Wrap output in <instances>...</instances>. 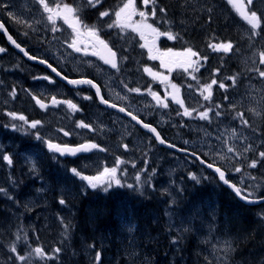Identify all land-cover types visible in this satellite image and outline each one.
Here are the masks:
<instances>
[{"label":"trees","instance_id":"obj_1","mask_svg":"<svg viewBox=\"0 0 264 264\" xmlns=\"http://www.w3.org/2000/svg\"><path fill=\"white\" fill-rule=\"evenodd\" d=\"M125 1L126 0H102L99 6L94 7L88 11L84 10V12L80 13L78 17L82 18L87 16L88 19H91V17H96L95 15L99 16V14L102 12L114 11L119 7L120 3ZM155 4L167 5L165 7V10L171 14V18H174L177 15V12H179V6H181L183 2H181V0H155ZM193 10L194 9H192L191 11ZM184 11L185 10L183 9L182 13H184ZM192 13H194V11ZM196 14H198V12ZM212 15L213 14H211L209 18L206 17V19H203L198 15L195 16L191 15L190 12L189 19L188 20L185 19L187 26L185 25L184 26L185 28L188 29H185L183 36L185 39L187 36L189 42L188 45L190 46V48L194 49V51L196 50L200 52L201 55L203 54V52L210 54V49H208L209 44L212 45V44H221V43H231L233 45L232 49L230 50L231 53L221 55L222 57L221 77H222V81L226 83L228 82L230 76H235L237 78V76L239 75L238 70L236 68L237 63L235 62L236 61L235 56L239 58L246 52L244 49H246V44L249 41H243L241 39L239 30L237 28L234 29L235 27H237L236 25H234L232 28L230 27V25L228 26L223 21V19L215 17V14L213 15L214 17ZM160 16L163 15L161 14ZM178 19L181 22L184 21L182 16H179ZM162 24H163L162 21H160L159 25L162 26ZM202 30L203 31L206 30L207 35H204ZM172 45L176 47V44H172ZM211 57L215 58L216 56L213 54L211 55ZM141 60H142L141 62L142 66L147 64L144 61L143 57ZM216 66L217 63L213 62V67L216 68ZM40 71L45 73L46 70L41 68ZM213 77H218V76L214 75ZM220 103H221V97L216 93L212 101L207 103L205 106H201L199 108V111L201 112V110L203 109L206 110L212 109V111L215 110V112L219 111L225 118L229 120L234 121L237 118L239 119L240 123H242L243 118H241L237 114L233 115L228 113ZM217 105L219 106L218 108L216 107ZM249 122L253 123L254 124L253 129H255L261 137H264V119L259 122H252V121ZM33 133L34 132L31 130L25 131V135H27V137H29ZM167 134L169 138H172V135H174L171 134V132ZM163 137L166 139L165 136ZM9 141L13 142L17 146L16 142L12 140ZM161 152L163 153V150H161L159 145L153 140L150 142L148 148H146L141 154H136L137 159L135 162H132L131 159L127 158L126 156V158H124V162L121 165V168L119 169V172H123V170H125L126 174L120 173L122 180L119 188L112 189L106 192V206L104 205H100L98 207L90 206L92 202L99 204V202L103 200V197L101 196L96 198L89 197L88 199H86V201L81 202L82 203L81 206L83 205L84 207L89 206V208L91 209L89 211L93 210V211H97L98 213L100 212V214H97L98 218L96 217L95 214H94L95 216L94 218L88 216L87 215L88 212L85 209L84 212L81 211V209L79 208L81 206L78 204L76 200V198L78 197L77 196L78 194H76L77 191H75L74 195L72 196L71 185L67 184L65 185V189L59 190L60 192H62V194H68L64 197L69 201L70 207L71 208L73 207L72 210H76L75 220L74 223H72V230L76 229L75 230L76 232H79V234H83L82 240L91 241L90 242L91 244L89 245V242L88 244L86 242L83 243L82 240L78 237V241L80 239V243L76 246L73 243V241L76 242V238L74 237L75 236L77 237L76 235L77 233L73 232L72 235L75 236L74 237L72 236V240H71L72 242L69 243V246L67 244L65 247H63V244H61L58 247L59 252H57L56 250L50 251L44 247V250L42 251L43 255L38 254L39 255L38 259L40 263L37 262L36 263L37 264H87V263L88 264H200L201 251L206 249L205 242L201 241L202 231L201 232L199 231V226H200L202 228H209V227L213 228L214 232L212 233V236L219 235L221 239L230 240L233 245V249L235 250L236 257L239 259L241 264H264V215L260 211L262 207L260 205L257 206L248 205L236 199L231 191L217 185L218 183L217 179H213V180L210 179V176L212 174L209 171L207 172L208 176H205L199 183H197L195 180H193L190 177L191 176L190 170L181 171V173L179 174L181 178H183L182 181L184 182V186H185L184 189L185 197L183 199V202L186 201L183 206V210H181V212L183 216L195 219L194 220L195 226L193 228L192 234L189 235L185 234L181 236L184 237L188 242H186V240L184 241L179 240V242L177 243L178 250H175L174 246L170 245L169 240L166 238L168 231H166L165 228L164 230H162V228L164 227L163 225L164 223L163 220H161L162 219V215H160L161 210H159L161 209V203L166 202L165 194L160 193V191L158 190V181L161 179L162 175L161 173L157 175L153 173L152 170V167L156 166V160L154 157L151 158V156H154L156 154L161 155L162 154ZM253 159L258 160L259 162L263 161V159L259 157ZM192 164L195 169L198 168L196 162H192ZM247 164L244 167L245 171L247 170L249 171V166ZM46 165L52 171H55L57 169V167L54 165L53 162L47 161ZM16 167L17 166L14 167L13 172H8V175L13 176L12 178L6 177V180H8L9 183L0 184L1 188H5L6 190L5 192L0 191V246L4 247V245L7 242L13 241L15 245H19V251H22L30 247H33L31 237H28L27 235L30 230V225H33V223L37 219V216L34 212L33 213L28 212V214H26L24 217V220H28L30 222L28 225H12L11 223V221H13V216L9 215V213L7 212V210L11 211V209L9 207L7 208V206L3 203V199L7 198L8 191H13V189L18 190L14 182L19 181L22 177L20 174H18L17 171H15ZM1 173L2 171L0 170V180L4 177L1 175ZM137 177H139V180H137ZM10 178L11 180L9 181ZM78 184L81 186V182H79ZM128 185H132L133 187L129 188ZM20 189L23 190V195L27 194L28 189L25 188H20ZM54 192H58V191L51 190L49 192H46L45 196L48 197V201L43 202V205L45 206L47 205V209L50 210H53L52 208L57 206V199L55 198L54 195H51V193ZM17 193L18 191H15V194ZM89 196H94V195L89 194ZM17 199L10 200V204L15 208L22 209L23 207L19 203L18 201L19 199L18 200ZM87 200H89V203ZM31 202H32V198H30L28 202L24 203V205L28 208L31 205ZM197 202L201 204L197 206V209L193 210V206ZM48 204H50L49 207ZM112 211L114 212V214L112 213ZM102 212H104L103 213L104 215H102L103 217L101 216ZM46 213L47 212H44L41 215L42 218L44 219L42 224L46 223L45 215L51 216L52 218L56 217V214L53 213L52 211H50L47 214ZM153 213H156V216L152 217ZM158 216H159V220L157 221L156 224H158V222L160 221L159 225L156 224L153 225L152 224L154 222L153 218L155 217L158 218ZM208 216H210V218L213 219L206 218ZM99 217L101 218L99 219ZM67 218L69 219V222H71L72 214H67ZM147 218L148 219L150 218L149 219L150 222L148 221ZM112 219L113 220L115 219V222L112 221ZM215 219H217V224L219 226L217 232H215L216 227L214 228V225L216 226V224L214 223ZM193 223L194 222H192L191 224ZM87 225H90L91 227L90 228L86 227ZM13 230L19 232H22L24 230L23 232L24 236L21 237L16 235L12 236ZM116 230L120 233H118ZM114 234H116V236H114ZM108 235H111L112 237ZM45 237L48 240L51 239V236L48 235L47 233H45ZM43 242L46 241L43 240L42 243ZM153 243H156L154 244L155 246L153 245ZM102 244H104L105 246L104 248H101ZM130 245H132V247ZM71 246H73L74 248H71ZM92 246L93 247L96 246L100 250H98L95 253L96 255H94L93 257L94 259L93 258L88 260H86L87 258L84 259L82 257L83 253L93 248ZM40 247L43 246L40 245ZM150 247L151 248L153 247L154 249L153 248L151 249ZM139 252L142 253L140 254ZM97 253H99V257H100L99 261H97L96 259ZM18 263L20 264V261H17V259L13 260L12 262V264H18Z\"/></svg>","mask_w":264,"mask_h":264},{"label":"rangeland","instance_id":"obj_2","mask_svg":"<svg viewBox=\"0 0 264 264\" xmlns=\"http://www.w3.org/2000/svg\"><path fill=\"white\" fill-rule=\"evenodd\" d=\"M46 1L49 2L45 3L44 1V4H46L49 8L53 9V12L45 11L44 4H41L40 0H4V2L8 4V7L5 8V11L7 12L11 20H14V22L18 26H22L25 30H27V32H32L35 36H41L43 32L44 33L47 32L44 37H49V40H51L49 41V43L51 42V47H50V51H45V52L49 58L57 60L60 65L63 66L72 65L76 69L80 70L82 67L81 64L84 63L81 62L78 58H76L75 55L69 51V48H67L68 42H72L74 40L72 39V37L70 38V30H72L70 24L72 23L77 24V22L74 20V13H73L74 8L68 5L73 9V12L65 13V15L68 16L69 23L65 22L63 16H58L55 17V24L53 25V23L48 20V16L52 15V13H55L58 10H62L63 5L67 4L66 3L67 1L66 0H46ZM70 1L71 0H69V2ZM80 1L81 0H77L75 4H79ZM85 1H88L89 3H96L98 0H85ZM50 2H53L55 4H62V5L60 6V9H57L56 6L55 7L50 6L51 4ZM127 2L128 0L126 2L120 3L119 7H122ZM254 2L257 1L252 0V4L255 6V9L257 10L255 12L259 17L260 14L264 13V4H262V7H260L258 3L254 4ZM134 4L137 14L140 12L143 6H145L144 0H134ZM211 9L213 10V12L216 11L215 14L217 16L220 15L219 17L223 18L224 22L229 18H232L234 21H236L229 8L223 7V5L221 4H211ZM142 11L146 13V9ZM9 12H11L12 15H9ZM136 15L132 16V22L139 23L140 21L135 20ZM114 19L116 20L115 16ZM138 19L141 18L138 17ZM54 27L57 29L55 32L53 31ZM44 29H47V31H44ZM125 29L132 31L131 27ZM243 29H245V27H243ZM121 30L124 31V29ZM142 30L145 31L146 34H148L147 42L153 51L151 56L157 57V60L160 61L159 64L160 67H162V69H166L169 72L175 70L185 71L184 68L179 67L178 65L181 63H185V64L187 63L188 56L184 55L186 52L184 51L175 52L173 50L166 51L160 47L159 39L157 37H153L148 32L147 29H142ZM246 32L249 33V30L246 29ZM115 38L119 39L120 38L119 34H116ZM65 39H66V43H64ZM138 39L140 40L139 42L141 44L145 43V40H141L140 36H138ZM123 40H124V44H128V41L130 42V37L123 36ZM138 44H139L138 42L132 43V45L134 46L133 49H135V46ZM164 53H167V55H162ZM262 53L263 52L260 50L255 51L253 54H251V56L247 57L244 62L246 68H252L253 70L258 71L259 74L246 76L241 91L236 95H231V97L228 98L227 105L223 106V108L226 109L227 112L230 114H232L231 112L232 108L241 110L240 114L243 113V119L247 120V122H248V118L246 117V115H248L251 118V120H253L254 114L255 115L261 114L260 110H262L263 108L262 105L264 100V77L260 76V72H264L262 67L264 66V64L261 63L262 64L261 66L258 65V61H261ZM194 58L195 57H191L192 60H195ZM161 61L164 62L163 65L161 64ZM87 64L91 66V62ZM148 69H150L152 73H156L157 75L154 77L149 72H146L144 70L146 76L150 77L154 82L157 83L161 82V84H164L161 93H157V94L163 96V98L165 99V103L168 104V106L171 105V107L175 108V113L173 114H166V111H162V110L157 111L158 122H160L162 125H166V124H170V126L173 125L171 126V128L179 129L180 127L181 128L180 130H185L189 132V137L188 136L185 138L183 137V139L179 138L176 142L183 145L186 148L198 151L200 154L205 156L210 161L218 163L224 166L226 169L231 170L234 176H237V179L235 180L238 183H241L242 186L247 187L248 192L252 193L253 191H259L261 188H264V182L259 180L257 177L239 175V173L243 172V168H242L243 163H247L246 161H248V163L250 164L252 163V161L250 160L251 154H260L261 152H264V140L260 139L257 135L253 134V131L247 130L245 127L241 126L240 121L237 118L234 120V122H231L227 118H222L221 116L217 117L215 113L210 114L209 112V118L207 120L200 119L198 115L200 113L199 102L201 97L204 98V96L207 95V92L204 91L205 85H202L200 89L197 90L196 92L187 91L186 93H183L179 91L178 99L183 101L184 108H187L189 109V111L192 112V116L190 117L184 116L183 115L184 109L181 108L180 105L175 102V100H173V95H176V93L174 92L171 85L175 84L177 87L178 85L174 82L173 83L171 82L170 74H167V71L158 72L157 70L151 67ZM104 71H106V76L103 74ZM97 74L101 79V81L106 85V91L112 98L118 100L121 104L131 109L137 115H142L147 118L151 116V111L154 108V103L151 98L138 99L137 95L135 94L137 92H133L134 97L128 95L127 91L125 90V87L121 85L119 82H117V78L115 77L116 75H114L107 68L106 70L104 68L99 69L97 71ZM29 94L31 96L32 92L30 91ZM0 96H2L1 93ZM2 101L3 99L2 97H0V104L2 103ZM68 101L72 102L70 98H68ZM53 106H58V105H53ZM57 109L58 107L56 108V110L51 112L53 116V120L58 125H60V127L63 128V130H66L62 126V123H64L68 119L66 117H63L64 115L62 112L58 113ZM62 109L67 112L71 110L67 107V104L64 105ZM205 110L206 109H203L201 110V112ZM258 117H260V115ZM110 118L113 121V123H111L106 116V134L114 133V136H116L117 145H112V146H116L113 148L114 150L120 151L121 155L124 156L126 153H128L131 150V148L135 149L136 147L142 145L143 140L140 139L137 133L135 134L134 137L133 132L135 128L131 122L127 121L126 119L120 116L113 114L110 115ZM206 121H211V123H206ZM248 125L249 124L247 123V126ZM100 126L102 128H105V125L103 123L100 124ZM46 136L48 138L50 137L58 138L59 134L49 132L46 134ZM129 138H133L135 142L132 144ZM125 145H127L126 149L124 147ZM106 146L109 147L111 146V144L108 143L106 144ZM229 148H232L233 151L229 152L228 151ZM172 156H173V158H171L172 162L170 165L167 166L164 158H161L162 161L158 160V163L161 164V166L164 165L162 166L163 167L162 169L163 172L167 174L166 181L168 182L166 184H168V190H172V188L174 187V185H176V183L181 182L180 181L181 177L178 175V170L188 165L184 159H181L176 155H172ZM27 160H29V158ZM120 161L121 159L118 158L117 154H115L114 160L109 163L110 165H106L105 169H108L109 171L105 173V169L103 171H100L98 168L97 170L100 172L95 177L98 176L101 177V179L104 182L111 180L110 170L115 168L117 172V168L120 165ZM32 164L35 165L34 163L31 162V166ZM85 166L87 167V169H90L92 167V164L86 162ZM165 167H167L168 169ZM236 168H240L241 171L236 172L235 171ZM252 169L253 172H256L257 170L256 167ZM168 171L170 172L172 171V172L170 173ZM21 177L22 178L20 180L24 179L26 182H29L32 179V177H30L29 175H23ZM93 182H97V181L93 180ZM21 184L23 185V183ZM65 185H67V182L65 181L61 182L59 189L62 190L65 189ZM27 188L29 191H27V194L20 197V204L22 205L23 208H27L24 205V203L28 202L30 198L33 197L31 205L28 208L38 209V212L35 213L37 219L33 223V225H30V230H34L38 228L40 222L44 221L41 215L44 212L49 213L52 210L47 209V205L46 206L43 205V202L48 201V197L43 196L42 199L39 200L40 202L33 201L36 200L35 196L40 197V192H37L34 195H32V197H30L28 194L30 195L32 194L30 192L32 190V186L28 185ZM52 189H54V187L52 186L51 182H48V186L44 189V191L49 192ZM255 193L257 194V192ZM51 195L53 194L51 193ZM171 198L175 199L176 194L171 193ZM200 204L201 203L197 202L193 206V210L197 209V206ZM49 206L50 204H48V207ZM154 214L156 215V213H153L152 216H155ZM12 216L14 218V214ZM19 216L20 215L17 214L15 218L17 219ZM75 216H76V210L72 212L71 223H74ZM167 218L169 224L173 227V229L176 232L181 233V236L185 234L189 235L193 233V228L195 226V221H194L195 219L184 216V220L187 223V227H185L183 225L182 219L175 211L173 212L169 211ZM206 218L211 219L210 216ZM16 219L13 220L14 224H17ZM67 220L69 219L67 218ZM13 221H11L12 224ZM192 222L194 223L191 224ZM29 223L30 222L28 221L26 225H28ZM86 227L90 228L91 226L87 225ZM164 228L165 227H163L162 230H164ZM165 229L167 231V228ZM199 231L200 232L202 231L201 241L205 242V247H206V249L203 250L201 256L205 259L207 263H203V264H228L227 263L228 255L230 252L234 255V257H236L235 250L233 249L230 240L224 239L222 241L220 240L214 241V239L211 237L212 239L207 242V238L211 236L212 233L214 232L213 228L211 227L202 228L199 226ZM79 235L83 236V234H79ZM31 239L34 241L35 244L42 243L43 241V239L40 237L37 238L31 237ZM13 244L14 243H11L8 249L7 248L4 249L3 247L0 246V250L1 249L5 250V252H7V254L11 256L12 251L10 249L13 246ZM104 247H105L104 244H102L101 248ZM0 263L7 264V259L3 256L1 252H0ZM233 264H239V262H233Z\"/></svg>","mask_w":264,"mask_h":264},{"label":"snow or ice","instance_id":"obj_3","mask_svg":"<svg viewBox=\"0 0 264 264\" xmlns=\"http://www.w3.org/2000/svg\"><path fill=\"white\" fill-rule=\"evenodd\" d=\"M230 3L233 2V0H229ZM40 3L41 4H44V0H40ZM149 3V0H144V4L147 5ZM153 3H154V0H153ZM248 4L251 5L252 4V0H248ZM8 7V4L4 2V0H0V10H3L5 8ZM44 8H45V11H48V12H53V9L49 8L46 4H44ZM57 9H60V6L57 5ZM160 11L163 13L165 10L164 9H160ZM237 11L240 12V14L243 16V18L245 20H247L249 22V24H251L252 28L253 29H256L258 28L260 25H259V17L257 16V13L255 11H248L244 8V5H243V0H240V7L237 9ZM73 12V9L71 7H69L67 4L63 5V9L62 10H58L54 13V15H49L48 16V20L51 21L53 23V25L55 24V17H58V16H63V19L65 20L66 23H69L68 21V16L65 15V13H71ZM137 14V11H136V8H135V4H134V0H128L127 3H125L123 5L122 8L119 9V11H116L115 12V17H116V20L113 22V24H110L109 27H118V28H121V29H125V28H129L131 27L133 31H136L138 32L139 36H140V39L141 40H145V43L141 44L140 46L142 48H148V51L149 53L152 52V48L149 46L147 40H146V34H145V31H143L142 29H147L148 32L153 36V37H159L161 35H167L168 39H174L175 37L169 32V33H161L160 31H158L157 28H154L152 26V24H148L146 23V19H147V16H146V13L141 11L138 13V15L141 17V21L139 23L137 22H132V16L133 15H136ZM9 15H12L11 12H9ZM101 17H104V16H108L109 13L108 12H102L101 14ZM152 15L155 16L156 15V12H155V8H153V11H152ZM70 27L73 28L74 31H76V24L72 23L70 24ZM4 28V25L3 24H0V29H3ZM57 29L54 27L53 28V31L55 32ZM89 34L91 36H95L96 37V40L98 41V43L100 45H103L104 48H107V44H105V42L103 40H100L98 36H96V33L95 31L89 29ZM9 39H11V37H9ZM13 43H15V41H13ZM18 48L20 47L18 44L16 45ZM70 48L74 49V51L76 52H80L81 51V48L77 47V41L76 40H73L71 44L68 45ZM214 48V50L216 51H223L225 53H227L229 50L232 49L233 45L231 43H221V44H216V45H213L211 46ZM5 50L3 48H0V53L4 52ZM21 51H24L23 49H21ZM108 51L110 52L111 54V57L112 59H104V62L106 64H110L111 65V68L115 69L117 68V64L115 62V56H116V53L115 52H111V49H108ZM171 51V50H169ZM96 53H93V55H95ZM25 55H27V53H25ZM162 55H167V53H164ZM184 55H187L188 56V61L187 63H181L179 64L178 66L179 67H182L184 68L185 71H188L189 68H193L194 70H198V68L196 67V65L199 63L198 60H192L191 57H196L198 54L194 51H192L191 48L187 49L186 50V53ZM151 59H157L156 56H151L150 57ZM29 59H35V57H29ZM103 59V57H102ZM206 59V58H205ZM41 63H46V61L44 60H41L40 61ZM262 64H264V53L261 54V61H260ZM163 61H161V64L163 65ZM49 67H51V65H48ZM54 72L56 71L55 68L52 69ZM145 71L146 72H149L151 75H153L154 77L157 75L156 73H152L150 69L148 68H145ZM57 75H59V73H57ZM260 76L264 77V72H260ZM44 79H49L48 77H44ZM166 79V78H165ZM192 79H195V77L193 76ZM49 82L51 83L52 81L49 80ZM69 83L71 84H78V83H87V84H90L92 85V87H95L96 88V92H97V95L99 96V93H100V89L92 83V81L90 80H81V81H76V80H69L68 81ZM217 83V81L215 79L212 80L211 84H207L204 86V91L207 92V95L204 96V100H209L212 96V86L215 85ZM126 86V85H125ZM171 87L173 88L174 92L176 93V95H173V100H175L176 103H178L180 105L181 108L184 109L183 111V115L184 116H192V112L189 111V109L187 108H184V104H183V101L178 99V93H179V88L173 84L171 85ZM189 87H191V85H189ZM220 88H224L225 85L223 83H220L219 85ZM129 91H132V92H137L139 93L140 89L139 88H135V89H129ZM153 98L157 100V103H160L162 104L163 107H167L168 105L166 103H163L159 97L157 96L156 93H151ZM16 95L15 93V90L12 91V96L14 97ZM34 99H36L34 97ZM85 99H90V97H85ZM100 100H101V103L103 104H106V105H109V102L107 100H104L103 97H100ZM36 103L40 106V108H46V105L44 103H42L39 99H36ZM51 103L52 105H58L60 103H66L67 104V107L73 111H78V108H77V105L72 103L71 101H58L55 97L52 98L51 100ZM110 107L112 108H116L117 106L115 104H110L109 105ZM217 108L219 107L218 105L216 106ZM119 111L120 112H125V109L123 107L119 108ZM212 109H207L205 111H202L200 112L198 115H199V118L202 119V120H207L209 118V112H211ZM10 116H12L13 119H19L21 121H24L25 123H28V121L26 120V118L23 116V115H20L19 117H17V115L15 113H9ZM128 115H132L130 112L128 113ZM215 115L217 117H219L221 115V113L219 111H216L215 112ZM241 115V118L243 117V113L240 114ZM132 119L133 120H136L137 117L136 116H132ZM139 122V121H138ZM41 122L40 121H34V122H31L30 123V127L32 129H36L37 126L40 124ZM242 123L247 126V120H243L242 119ZM13 129L16 128V125H12ZM78 127H85V128H89L90 126L87 125V124H84L83 122H81ZM145 128H149L150 131L152 132H155V129L153 128H150L149 125L145 124L144 125ZM64 135H68L67 132L64 133ZM38 140L42 139V137H40L39 135H37L36 137ZM157 139L159 140L160 137L159 135L157 134ZM160 143H164L163 140H160ZM47 147L49 150H52V151H55V152H58L60 153V155H64L65 152H70L72 155H75L76 154V151H79V150H83V151H87L88 148L87 146H84L82 145L80 149H77V150H73V149H68V148H61L59 145L57 144H53L51 142H47ZM92 148H96L97 145L93 144L91 145ZM125 149L127 148V145L124 146ZM103 151V149H101ZM229 152L233 151L232 148H229L228 149ZM260 157L262 159H264V152H261L260 154ZM3 159L5 161L8 162L9 165H11L12 163V160L10 158L9 155H4L3 156ZM257 166V161H252V163L249 165V167H252V168H255ZM208 167L209 168H212L213 165L212 164H208ZM71 171L77 175V176H80V173L77 172L76 169H71ZM109 170L108 169H105V173H107ZM111 171V179H113L115 181V184L117 186H119L121 184V181L119 179H115V175H116V169L113 168L110 170ZM215 171L219 174V179L221 181H223L225 184H228V180L225 179V173L223 171H221L220 168H215ZM236 172H240L241 169L240 168H236L235 169ZM81 179H84V180H87L91 186L92 189H96L98 187V184L99 183H104V181L101 179V177H87V176H82ZM192 179L193 180H196V177L193 175L192 176ZM93 180L97 181V182H93ZM137 180H139V177H137ZM112 187V183H111V180L107 183V186L104 187V191L105 192H108L109 189ZM129 188H132L133 186L132 185H128ZM230 187H232L234 189V191L236 192V194L238 196H241V190L239 188H236L235 185H230ZM242 199H247L246 196H241ZM61 204H64L65 201L63 199H61L59 201ZM12 252H16V248L13 247L11 249ZM57 252H59V249H56ZM35 252L37 254H40V255H43L42 253V250L40 248H36L35 249ZM21 261H23L25 259V257L23 256H19L18 257ZM99 253H97V256H96V259L97 261H99Z\"/></svg>","mask_w":264,"mask_h":264},{"label":"bare ground","instance_id":"obj_4","mask_svg":"<svg viewBox=\"0 0 264 264\" xmlns=\"http://www.w3.org/2000/svg\"><path fill=\"white\" fill-rule=\"evenodd\" d=\"M215 11V10H214ZM216 12V11H215ZM220 14V13H219ZM214 15V14H213ZM212 15V16H213ZM223 15V14H222ZM220 16V15H219ZM214 17V16H213ZM216 17V16H215ZM229 18V17H228ZM223 19V18H222ZM225 20V19H224ZM229 20V19H228ZM229 26V25H228ZM233 28V27H232ZM234 29H236V27L234 28ZM230 31H231V29H230ZM234 31V30H233ZM235 31H237V30H235ZM238 36V35H237ZM237 40V39H236ZM239 41V40H238ZM237 42V41H236ZM240 42V41H239ZM240 44H242V43H240ZM245 47V46H244ZM240 48V47H239ZM244 49V48H243ZM245 50V49H244ZM243 51V50H242ZM256 86V85H255ZM247 93V92H246ZM248 94V93H247ZM250 98V97H249ZM129 101V100H128ZM130 102H133V101H130ZM257 102V101H256ZM129 103V102H128ZM2 105H6L7 104V101L5 100V99H3V101H2V103H1ZM134 104V103H133ZM261 111V110H260ZM171 126H173V125H171ZM239 128V127H238ZM237 128V129H238ZM240 131V130H239ZM244 132V131H243ZM245 133V132H244ZM244 135V134H243ZM1 137V136H0ZM185 138V137H184ZM187 139V138H186ZM182 140V139H181ZM180 140V141H181ZM193 140V139H192ZM193 142V141H192ZM16 145L13 143V142H11V141H9L8 139H5V138H3V137H1V143H0V151L2 150V149H16ZM20 155H21V157L23 158V159H27L26 157V154H25V152L22 150V148H20ZM156 151V150H155ZM157 152V151H156ZM162 153V152H161ZM156 155H158V154H156ZM172 162V161H171ZM162 166H164V165H162ZM163 168V167H162ZM165 168H167V167H165ZM168 169V168H167ZM152 170H153V173H155V174H157V175H159L161 172H160V170L156 167V166H154V167H152ZM171 170H172V167H171ZM173 170H174V168H173ZM149 172V171H148ZM168 172H170V171H168ZM172 172V171H171ZM170 172V173H171ZM169 174V173H168ZM177 174V173H176ZM174 175V174H173ZM172 175V176H173ZM30 177H32V179L29 181V182H26L24 179L23 180H19V181H17V182H15V184H16V186H17V188H18V193L17 194H15V195H11V196H7V198L6 199H3V203L7 206V208L9 207L10 209H11V211H9V210H7V212L9 213V215H13L14 214V218H13V220H15L16 218V215L17 214H19L20 216L16 219L17 220V224H12V225H26V223L28 222V220H24V217H25V215L26 214H28V212H31V213H37L38 212V209H36V208H22V209H18V208H15L14 206H12L11 204H10V200H14V199H17L18 201H19V203H20V197L21 196H23V190L22 189H20V188H25V189H28L27 187H28V185H31L32 186V194L30 195V194H28L30 197H32V195H34L35 193H37V192H40V197H37V196H35V199L36 200H33V201H37V202H40L39 200H41L42 199V197L43 196H45V193L46 192H44V189L48 186V182H51V184H52V186L54 187V189H52V190H54V191H59V190H61V189H59V187H60V184H61V182H63V181H65V182H67V184L68 185H71V189H72V196L74 195V193H75V191H77V193L76 194H78L77 196V198H76V200H77V202H78V204L81 206L82 205V201H83V197H91V196H89V194H87L84 190H83V188L76 182V180H75V177L77 176V175H75L71 170L70 171H68L67 170V168H65V167H59V168H57L55 171H52L49 167H47V165H38V166H34V167H32V172H31V174L29 175ZM6 177H8V176H6ZM170 177V176H169ZM158 180V179H157ZM176 180V179H175ZM179 180V179H178ZM168 182V181H167ZM175 182V181H174ZM21 183H23V185L21 184ZM4 186V185H3ZM10 190V189H9ZM12 190V189H11ZM15 190V189H14ZM0 191L1 192H5L6 190H5V188H1V186H0ZM27 191H29V190H27ZM54 196H55V198L57 199V206L56 207H53L52 209V211L58 216V215H63V216H65V217H67V214H72V212L74 211V210H72V208L70 207V205H69V201L64 197V196H66V195H68V194H62V192H54V193H52ZM102 197V196H101ZM33 198V197H32ZM61 199H63L64 201H65V203L64 204H61L59 201L61 200ZM84 201H86V199L84 200ZM88 201V200H87ZM92 202V201H91ZM85 203V202H84ZM89 203V202H88ZM100 205H104V206H106V197H103V200L101 201V202H99V204L97 203H94V202H92L91 204H90V206H93V207H98V206H100ZM159 205V204H158ZM78 207V206H77ZM76 207V208H77ZM165 207V204L164 203H161V209L162 208H164ZM80 209H81V211H83L84 212V209L88 212V216H91V218L93 217H95L94 216V214L96 215V217L98 218V215L97 214H100V212L98 213L97 211H89V210H91L90 208H89V206L88 207H84V205L83 206H81V207H79ZM159 208V207H158ZM156 209V208H155ZM161 209H159V210H161ZM158 210V209H157ZM155 211V210H154ZM86 213V212H85ZM104 212H102V214H101V216L102 215H104L103 214ZM112 213L114 214V212L112 211ZM147 213V212H146ZM79 214H80V211H79ZM143 214V213H142ZM108 215V214H107ZM144 215H146V214H144ZM155 215V214H154ZM160 215H161V213H160ZM100 216V215H99ZM151 216V215H150ZM156 216V215H155ZM103 217V216H102ZM107 217V216H106ZM140 217H141V215H140ZM153 217V216H152ZM96 218V219H97ZM101 217H99V219H100ZM121 218V217H120ZM144 218V217H143ZM157 217H155V219L153 218V220H154V222L152 223L153 225H155L156 223H157V221L159 220V216H158V218L156 219ZM118 219V218H117ZM116 219V220H117ZM122 219V218H121ZM146 219V218H145ZM148 219V218H147ZM150 219V218H149ZM149 219H148V221H149ZM211 219H213V218H211ZM109 220V219H108ZM162 220V219H161ZM69 221V220H68ZM96 221V220H95ZM103 221H104V219H103ZM112 221H114L115 222V219L113 220L112 219ZM118 221V220H117ZM113 222V223H114ZM147 222V221H146ZM150 222V221H149ZM160 222V221H159ZM159 222H158V224H156V225H159ZM162 222V221H161ZM36 223H38V222H36ZM43 222H40V224L38 225V228L37 229H34V230H29V232H28V237H34V238H37V237H40V238H42L44 241H46V242H43V243H39V244H35L34 243V241L31 239V241H32V244H33V246H37V245H41V246H43V248L45 247V248H47L48 250H56V249H58V247L61 245V244H63V247H65L67 244H68V246H69V243H71L72 241V237H70L69 235H68V233H67V231H66V228L64 227V226H62V225H60V224H51V223H44V224H42ZM112 223V222H111ZM118 223H120V222H118ZM215 223V222H214ZM117 224V223H116ZM164 225V224H163ZM10 226V225H9ZM119 226V225H118ZM152 226V225H151ZM20 227V226H19ZM148 227V226H147ZM156 227V226H155ZM162 227V226H161ZM164 227L166 228V226L164 225ZM216 226L214 225V228H215ZM16 228H17V226H16ZM15 228V229H16ZM19 229V228H18ZM118 229H120V228H118ZM151 229H153V228H151ZM224 229V228H223ZM76 230V229H75ZM122 230V229H121ZM145 230V229H144ZM149 230V229H148ZM13 231H15V230H13ZM117 231V230H116ZM146 231V230H145ZM40 232V233H39ZM76 232V231H75ZM74 232V233H75ZM118 232V231H117ZM123 232V231H122ZM148 232V231H147ZM45 233H47L48 235H50L51 236V239H46V237H45ZM77 233V232H76ZM113 233V232H112ZM118 233H120V232H118ZM144 233V232H143ZM27 234V233H26ZM122 234V233H121ZM178 234V236H180V238L184 241V240H186L184 237H181V234L180 233H177ZM77 235V234H76ZM126 235V234H125ZM140 235H141V233H140ZM73 236V235H72ZM75 236V235H74ZM73 236V237H74ZM108 236H110V237H112L111 235H108ZM114 236H116V234H114ZM110 237H108V238H110ZM137 237V236H136ZM135 237V238H136ZM74 238H76V242H74L73 241V243L77 246L79 243H80V239H79V241H78V236L76 237H74ZM73 238V239H74ZM139 238V237H138ZM143 238V237H142ZM144 238H145V235H144ZM148 238H149V236H148ZM151 238H152V236H151ZM155 238V237H154ZM167 239H168V232H167V237H166ZM113 239V238H112ZM115 239V238H114ZM125 239V238H124ZM123 239V240H124ZM134 239V238H133ZM157 239V238H156ZM119 240V239H118ZM123 240H122V243H123ZM127 240H128V238H127ZM138 240V239H137ZM137 240H136V242H137ZM149 240V239H148ZM131 241V240H130ZM133 241V240H132ZM142 241H143V239H142ZM121 242V241H120ZM127 242V241H126ZM129 242V241H128ZM151 242V241H150ZM186 242H188L187 240H186ZM11 243H14L13 241H10V242H7L5 245H4V249L5 248H7L8 249V247L10 246V244ZM141 243V242H140ZM143 243V242H142ZM145 243V242H144ZM160 243V242H159ZM74 244H73V246H74ZM129 244V243H128ZM127 244V245H128ZM137 244V243H136ZM135 244V245H136ZM147 244V243H146ZM154 244H156V243H153V245ZM158 244V243H157ZM81 245V244H80ZM127 245H126V247H127ZM134 245V244H133ZM148 245V244H147ZM151 245V244H150ZM73 246H71V248H74ZM82 246V245H81ZM131 247H132V245H130ZM137 246V245H136ZM135 246V247H136ZM142 246V245H141ZM146 246V245H145ZM149 246V245H148ZM155 246V245H154ZM159 246V245H158ZM13 247H15L16 248V252H12V254H11V256L10 255H8L7 254V252H5V250H3V249H1L0 250V252L3 254V256L7 259V264H12V262H13V260H15V259H17L25 250H22V251H19V245H15V243L13 244V246L11 247V249L13 248ZM62 247V248H63ZM93 247V246H92ZM129 247V246H128ZM130 247V248H131ZM157 247V246H156ZM94 248V249H93ZM93 248H91L90 250H88L87 252H84L83 253V255H82V257L84 258V259H86V260H88V259H92L93 257H94V255H96L95 253L98 251V250H100L98 247H96V246H94ZM151 248V247H150ZM153 248V247H152ZM151 248V249H152ZM161 248H163V247H161ZM10 249V250H11ZM142 249H144V248H142ZM149 249V248H148ZM154 249V248H153ZM138 250V249H137ZM136 250V251H137ZM141 250V249H140ZM128 251H130V250H128ZM154 251V250H153ZM153 251H150V252H153ZM186 251V250H185ZM125 252V251H124ZM161 252H162V250H161ZM88 253V254H87ZM127 253V252H126ZM129 253V252H128ZM140 253V252H139ZM142 253V252H141ZM140 253V254H141ZM152 254V253H151ZM161 254V253H160ZM169 254V253H168ZM166 256V255H165ZM170 257V256H169ZM94 259V258H93ZM89 261H91V260H89ZM108 261V260H107ZM89 263H91V262H89ZM107 263V262H106ZM1 264V263H0ZM88 264V263H87Z\"/></svg>","mask_w":264,"mask_h":264},{"label":"flooded vegetation","instance_id":"obj_5","mask_svg":"<svg viewBox=\"0 0 264 264\" xmlns=\"http://www.w3.org/2000/svg\"><path fill=\"white\" fill-rule=\"evenodd\" d=\"M78 46H82V47L86 48V50H84V49L81 50V52H84V53L86 52V56H90L92 58L98 57V54L96 52V48H95L94 44L93 43H90L89 41H87V39L81 38L78 41ZM30 52H31L32 55L35 54V52H32V51H30ZM93 53H96V54L93 55ZM90 141H91V139L86 140L84 142H90Z\"/></svg>","mask_w":264,"mask_h":264},{"label":"water","instance_id":"obj_6","mask_svg":"<svg viewBox=\"0 0 264 264\" xmlns=\"http://www.w3.org/2000/svg\"><path fill=\"white\" fill-rule=\"evenodd\" d=\"M233 2L235 3V5H236V7L237 8H239L240 7V0H233ZM243 5H244V2H243ZM244 8L246 9V6L244 5ZM242 16V15H241ZM243 17V16H242ZM50 68V67H49ZM51 69V71L56 75V76H58L59 78H62V76L59 74V75H57V72L55 71H53L52 70V68H50ZM139 120H135V122L137 123V124H139V125H141L142 127H144V124L142 123V122H138ZM150 128H153V127H151L150 126ZM154 129V128H153ZM146 130L149 132V133H151L153 136H155V138L157 139V132L155 131V132H152V131H150L149 130V128H146ZM158 140V139H157ZM160 140H162L161 138L158 140L159 142H160ZM162 145H164V146H166V147H168V148H170V149H173V150H177V151H179V152H181L180 150H178V149H176V148H174V147H172V146H170V145H167L166 143H161ZM67 153H69V152H65V154H67ZM70 154V153H69ZM201 163L202 164H204L202 161H201ZM214 171H215V169H214ZM216 172V171H215ZM216 174L219 176V174L216 172ZM225 178H226V175H225ZM221 182H223V181H221ZM224 183V182H223ZM230 186V185H229ZM232 188V187H231ZM233 189V188H232Z\"/></svg>","mask_w":264,"mask_h":264}]
</instances>
